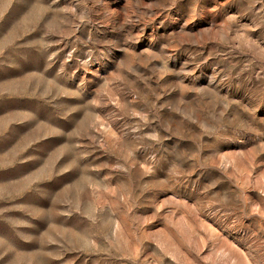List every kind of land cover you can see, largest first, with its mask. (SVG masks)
<instances>
[{
	"label": "rangeland",
	"instance_id": "374dc122",
	"mask_svg": "<svg viewBox=\"0 0 264 264\" xmlns=\"http://www.w3.org/2000/svg\"><path fill=\"white\" fill-rule=\"evenodd\" d=\"M0 264H264V0H0Z\"/></svg>",
	"mask_w": 264,
	"mask_h": 264
}]
</instances>
